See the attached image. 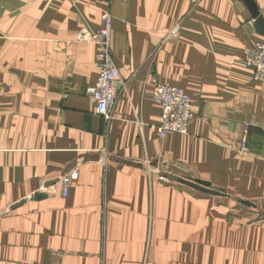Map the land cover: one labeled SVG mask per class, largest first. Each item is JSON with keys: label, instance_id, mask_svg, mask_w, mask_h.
<instances>
[{"label": "crops", "instance_id": "1", "mask_svg": "<svg viewBox=\"0 0 264 264\" xmlns=\"http://www.w3.org/2000/svg\"><path fill=\"white\" fill-rule=\"evenodd\" d=\"M105 14L121 81L108 120L89 97L98 47L76 42ZM254 42L241 0H0V264H264ZM155 83L190 97L185 134L158 137ZM74 170L66 197L49 191Z\"/></svg>", "mask_w": 264, "mask_h": 264}, {"label": "built area", "instance_id": "2", "mask_svg": "<svg viewBox=\"0 0 264 264\" xmlns=\"http://www.w3.org/2000/svg\"><path fill=\"white\" fill-rule=\"evenodd\" d=\"M110 16H102L103 26L94 32L80 30L76 42L96 44L98 52V74L95 85L90 89L89 97L95 105L97 115L105 120L110 119L111 110L121 90L119 71L110 54L109 30L111 28ZM177 28L173 30L176 32ZM243 62L253 71L255 80L264 81V42H254L244 50ZM153 101L160 108V120L156 127L157 135L164 139L169 134H185L194 119L189 96L180 88L171 85L155 83ZM244 144H241V151ZM77 179V172L59 178L50 191L60 190L62 197H66L70 185Z\"/></svg>", "mask_w": 264, "mask_h": 264}, {"label": "water", "instance_id": "3", "mask_svg": "<svg viewBox=\"0 0 264 264\" xmlns=\"http://www.w3.org/2000/svg\"><path fill=\"white\" fill-rule=\"evenodd\" d=\"M244 5L249 10L253 20H254V28L258 35L264 37V19L260 15L257 6L255 5V2L253 0H241ZM177 182L180 184H183L193 190L203 192L209 195L213 196H222L223 192H219L216 190L211 189V185L208 182L201 181L198 179H192V178H178ZM46 198L45 194L37 193L34 194V196L31 197L32 200H41Z\"/></svg>", "mask_w": 264, "mask_h": 264}, {"label": "rangeland", "instance_id": "4", "mask_svg": "<svg viewBox=\"0 0 264 264\" xmlns=\"http://www.w3.org/2000/svg\"><path fill=\"white\" fill-rule=\"evenodd\" d=\"M74 171H75V170H74ZM74 171H71V172H74ZM71 172H69L68 174H65L64 176L69 175ZM61 177H63V176H61ZM61 177H60V178H61ZM159 178H160L161 180L165 181V180H164V179H165L164 177L159 176ZM58 179H59V178H58ZM58 179H57V180H58ZM57 180H56V181H57ZM56 181H55V182H56ZM55 182H54L53 184H51V186L54 185ZM73 182H74V181H73ZM71 184H72V183H71ZM51 186H49L48 189H50ZM49 191H50V190H49ZM56 192H57V191H54V194H55Z\"/></svg>", "mask_w": 264, "mask_h": 264}, {"label": "bare ground", "instance_id": "5", "mask_svg": "<svg viewBox=\"0 0 264 264\" xmlns=\"http://www.w3.org/2000/svg\"><path fill=\"white\" fill-rule=\"evenodd\" d=\"M109 20H110V18H109ZM110 22H111V20H110ZM103 23V22H102ZM103 26V25H102ZM99 30V29H98ZM97 30V31H98ZM110 32H111V28H110V30H109V36H110ZM109 39H110V37H109ZM97 46V45H96ZM98 47V46H97ZM190 98V97H189ZM58 191V190H57ZM60 191V190H59ZM50 192H52L53 194H54V192L53 191H50Z\"/></svg>", "mask_w": 264, "mask_h": 264}]
</instances>
